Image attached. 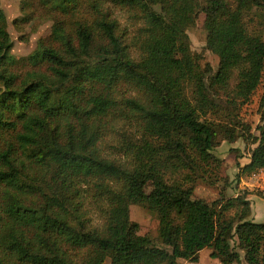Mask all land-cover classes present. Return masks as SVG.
<instances>
[{"label":"trees","instance_id":"trees-1","mask_svg":"<svg viewBox=\"0 0 264 264\" xmlns=\"http://www.w3.org/2000/svg\"><path fill=\"white\" fill-rule=\"evenodd\" d=\"M33 0H21V7ZM137 6L142 14L137 56L130 54L105 2ZM55 18L50 37L15 59L0 5V264H181L200 249L221 264H264V221L247 217L242 194L194 196V184L168 181L170 165L197 173L217 164L213 148L221 94L230 108L250 99L264 73V38L244 21L264 0H44ZM154 5H159L157 11ZM89 10V12H88ZM204 12L206 48L216 69L200 66L187 28ZM77 39L74 43L72 33ZM105 42L93 46L94 35ZM45 64L42 69L38 65ZM236 70V82L229 80ZM125 82L146 98L123 104L142 118L148 139L129 167L104 156L99 140L105 115ZM237 122V121H236ZM241 172L264 167V93L258 134ZM224 138L234 139L224 128ZM240 173H237L239 177ZM240 203L241 210H226ZM158 219L156 242L138 233L129 206Z\"/></svg>","mask_w":264,"mask_h":264},{"label":"rangeland","instance_id":"rangeland-1","mask_svg":"<svg viewBox=\"0 0 264 264\" xmlns=\"http://www.w3.org/2000/svg\"><path fill=\"white\" fill-rule=\"evenodd\" d=\"M44 0H33L32 6L23 9L21 0H0V5L6 14V28L10 34L12 46L10 53L14 58L20 59L31 53L38 45L39 41L55 47L62 48V42L58 38L50 37L52 24L55 18L64 17V23L69 25V17L59 14H51L45 8L41 7ZM103 8L108 11L109 16L117 19L118 33L124 43L127 44L130 54L137 56L138 43L137 33L142 26V14L137 6L121 5L112 2H105ZM159 11V5H154ZM89 12V10H88ZM204 12L198 11L195 23L187 28L190 39V48L199 55L200 66L204 67L208 63L212 69H216L218 56L206 48V30L203 26ZM244 21L250 31L261 35L264 38V12L260 13L253 9L244 16ZM71 29V24L67 27ZM74 43L77 45V39L73 32ZM100 42H105L99 34L93 38V46ZM42 69L45 64L38 65ZM236 82V70L233 71L229 80L230 88ZM116 89V104L113 109L105 115L106 127L103 128V134L99 140L101 153L108 159L121 166L129 167L135 160L137 153L141 151L144 139H148L143 127L142 118L134 115L123 104L125 96H136V98L145 99L146 96L140 90L130 87L125 82L119 83ZM264 93V73L261 82L251 94L250 99L235 106L233 109L225 101L226 95L221 94L219 100L220 107L217 112L207 113V117L220 124L217 127V143L213 148L214 154L219 158L217 164L211 165L205 171L198 170L197 173L190 171L186 167L177 168L173 164L165 170V176L168 181H181L188 179V182L194 184V196L204 197L209 200L223 197H232L242 194L249 200V209L247 217L255 221H264V195L253 190L249 184L251 181L250 173L241 172L239 164L246 162L249 157V151L254 143L246 138L247 130L241 127L239 123L249 125L253 134H258L255 127L259 122V101ZM237 121V122H236ZM224 128L232 129L234 139L224 138ZM150 140V139H148ZM237 173H240L239 177ZM240 203L232 205L226 210L227 215L239 212ZM129 215L131 220L137 222L138 233L149 234L159 243L158 237V219L157 216L146 209L144 206L132 203L129 206ZM204 252L201 254V262H204ZM109 258H106L102 264H108ZM221 264V263H220ZM235 264V263H234ZM241 264V263H240ZM244 264L246 262L244 261Z\"/></svg>","mask_w":264,"mask_h":264},{"label":"crops","instance_id":"crops-1","mask_svg":"<svg viewBox=\"0 0 264 264\" xmlns=\"http://www.w3.org/2000/svg\"><path fill=\"white\" fill-rule=\"evenodd\" d=\"M248 160H249V157H246V162ZM203 252H204V256H206V257H204L205 261L201 262L200 258H201V254ZM209 254H210V249L208 247H204V248L200 249L197 261H189V260H186L184 258H180L179 261L181 264H220V261L217 258L211 257ZM232 264H234V263H232ZM241 264H244L243 260L241 261Z\"/></svg>","mask_w":264,"mask_h":264},{"label":"built area","instance_id":"built-area-1","mask_svg":"<svg viewBox=\"0 0 264 264\" xmlns=\"http://www.w3.org/2000/svg\"><path fill=\"white\" fill-rule=\"evenodd\" d=\"M249 176L251 178L249 182L251 188L259 194L264 195V167L251 172Z\"/></svg>","mask_w":264,"mask_h":264}]
</instances>
